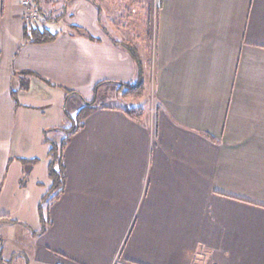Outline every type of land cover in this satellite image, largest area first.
I'll return each mask as SVG.
<instances>
[{"label": "crops", "instance_id": "0c3cea01", "mask_svg": "<svg viewBox=\"0 0 264 264\" xmlns=\"http://www.w3.org/2000/svg\"><path fill=\"white\" fill-rule=\"evenodd\" d=\"M41 2L59 37L36 45L22 0H0V264H264V0H66L59 22ZM153 28L142 121L100 105L45 201L46 140L68 137L50 115L119 97L139 70L115 42L143 59Z\"/></svg>", "mask_w": 264, "mask_h": 264}, {"label": "trees", "instance_id": "16d2710c", "mask_svg": "<svg viewBox=\"0 0 264 264\" xmlns=\"http://www.w3.org/2000/svg\"><path fill=\"white\" fill-rule=\"evenodd\" d=\"M59 37V34L51 32L48 28H42L40 26H27L25 27V39L28 40L30 43L36 44V45H44L48 43H52L57 40ZM115 44L123 47L133 58V60L136 62L138 70H139V76L136 82L130 83V84H121L119 86V93H121L122 98L126 100H133L138 99L142 96L144 91V80H143V64L141 57L139 55V52L137 48L130 42H121ZM103 84H99L96 87L95 90V96L98 93V90L100 87H102ZM72 94L71 92L67 93ZM94 102V101H92ZM92 102H87L86 107L80 112L78 116V121L76 122L77 127H73L71 130H67V138L62 141L61 144H56L54 142H51L49 140H46V143L49 144V157H50V165H49V174L50 178L52 180V187L50 192L45 196L44 200L46 201L49 198L57 199L58 195L63 192L66 184V171L65 166L63 164V152L65 147L67 146L70 137L76 133L79 129H81L88 117L94 113L97 108L93 107ZM125 114L132 120L136 122H141L143 119V112L136 110V109H125ZM75 125V126H76ZM43 200V201H44ZM41 219L43 223L45 222L44 213L42 212V206H41Z\"/></svg>", "mask_w": 264, "mask_h": 264}, {"label": "rangeland", "instance_id": "374dc122", "mask_svg": "<svg viewBox=\"0 0 264 264\" xmlns=\"http://www.w3.org/2000/svg\"><path fill=\"white\" fill-rule=\"evenodd\" d=\"M23 1V0H22ZM39 0H36V2L38 3ZM96 3H100L104 6L105 8H109L108 14L111 11V5L113 4V0H94ZM66 2V0H42L41 5L43 10L46 9V11H49L51 18H49L52 22H59L60 19V15L63 12V7H64V3ZM36 3V5H37ZM23 4V3H22ZM22 10H24L23 5H21ZM102 8V7H101ZM38 11L41 14L40 19L38 20V22H36L37 26H41V19H42V11H40V9L37 6ZM105 22H106V18H107V14L105 15ZM138 23V22H137ZM64 23H60L57 24L55 27H53V31L56 32L58 31V29H62L64 28ZM145 41V44L141 47V54L144 56L142 60V64L144 62V64L146 65V69H147V78L144 79V91L143 94L140 98L138 99H133V100H126L122 98V95L115 96V92L116 91H108V93H104V92H100V96L98 98L97 101H94L96 99L93 98L92 102L93 103V107L94 108H98L100 105H115L117 107H124V109H136L139 111H144V107H148V104H151V101H153V87H154V81H155V59H156V53H155V30L154 28L151 30V36L143 38ZM119 93V92H118ZM104 94L106 97H104ZM105 98V99H104ZM74 104L75 101H68L67 102V107L63 110H59L58 114L56 116V112L53 111V115H50L52 117H55L57 119H59L61 117L62 121L59 120L60 122V128H63L62 126L66 125V122L68 123L66 129L67 130H71L73 127H77L78 125H76V122L78 121V116L80 114V112H82V109H74ZM86 107V106H84ZM88 108V107H86ZM85 110V109H84ZM76 125V126H75ZM65 129V128H63ZM54 132L52 131V135L54 136ZM62 142H59L57 144H61Z\"/></svg>", "mask_w": 264, "mask_h": 264}, {"label": "built area", "instance_id": "2783aa9c", "mask_svg": "<svg viewBox=\"0 0 264 264\" xmlns=\"http://www.w3.org/2000/svg\"><path fill=\"white\" fill-rule=\"evenodd\" d=\"M23 15L27 26H35L36 22L41 17L40 12L37 9L36 0H23Z\"/></svg>", "mask_w": 264, "mask_h": 264}]
</instances>
